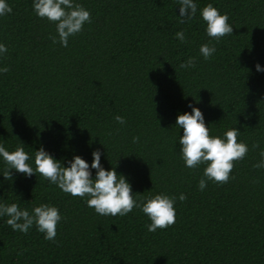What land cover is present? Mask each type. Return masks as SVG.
Returning a JSON list of instances; mask_svg holds the SVG:
<instances>
[{
    "label": "trees",
    "instance_id": "16d2710c",
    "mask_svg": "<svg viewBox=\"0 0 264 264\" xmlns=\"http://www.w3.org/2000/svg\"><path fill=\"white\" fill-rule=\"evenodd\" d=\"M6 2L13 11L0 16L8 49L0 68L10 69L0 72V144L10 152L23 144L33 168L41 147L65 167L77 155L91 166L99 149L102 166L116 168L138 201L175 197L176 221L152 233L140 208L101 216L40 174L13 170L6 180L0 157V204L29 212L47 204L62 217L55 241L0 217V264H264V167H254L264 150V71L256 70L264 68V0H194L196 16L185 23L178 0H74L92 22L67 47L53 44L56 25L35 14L34 0ZM208 4L233 27L219 42L201 16ZM204 44L217 49L209 60ZM190 57L195 67L181 69ZM189 105L211 136L237 128L249 148L224 185L208 181L201 191L206 166H185L176 120Z\"/></svg>",
    "mask_w": 264,
    "mask_h": 264
},
{
    "label": "clouds",
    "instance_id": "9594fccd",
    "mask_svg": "<svg viewBox=\"0 0 264 264\" xmlns=\"http://www.w3.org/2000/svg\"><path fill=\"white\" fill-rule=\"evenodd\" d=\"M178 2L180 23L192 20L197 13V4L194 0H178ZM33 8L39 18L47 19L56 25L59 39L52 35L49 38L53 44L59 43L64 47L68 46L70 37L82 32L85 24L92 22L91 13L83 5L74 3V0H34ZM12 11V7L6 0H0V16L10 14ZM201 16L207 25V35L212 40L219 42L221 38L233 34V27L228 23L229 17L226 14H220L212 4L202 9ZM176 38L182 43L186 42L183 31L177 32ZM216 51L214 45L204 44L200 47V54L205 60H209ZM7 52V47L0 44V54ZM195 65L196 59L190 57L179 67L186 69ZM256 70L264 71V68L257 64ZM9 71L8 67L0 68L2 73ZM189 107L192 108V112L180 114L176 120V125L183 129L179 144L185 166L190 169H197L201 165L206 166L203 177L199 181L201 191L205 189L208 181L224 185L229 182L235 163L247 156L249 148L245 143L238 142L240 131L237 128L226 131L223 138L211 136L202 111L192 105ZM115 120L119 124L126 123L125 119L119 115L115 117ZM138 141L139 137L133 139L134 143ZM255 148H259L258 142L253 144V149ZM92 155L91 166L77 155L68 162L70 166L65 167L62 162L41 147L35 151V168H33L28 163L31 157L25 151L23 144L11 152L0 144V157L6 165L3 176L8 181L13 180V170L27 177L40 174L64 193L85 199L87 206L101 216H126L134 208H140L151 221L147 225L149 232L155 233L158 229H167L175 224V197L157 194L146 202L138 201L134 198L131 185L123 175L117 173L116 168L109 171L102 166L101 151L97 149ZM260 156L262 162L254 165L256 168L264 167V150L260 152ZM92 169L96 170L95 178H93ZM186 199L183 193L179 196L181 202ZM5 216L8 217L6 223L12 230L27 234L35 225L36 229L49 241H55L57 227L62 220L59 209L47 204L34 207L32 212L22 209L16 203L0 204V217Z\"/></svg>",
    "mask_w": 264,
    "mask_h": 264
}]
</instances>
